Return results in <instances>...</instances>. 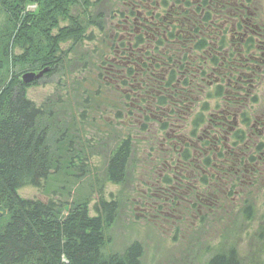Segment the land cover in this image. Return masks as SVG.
Masks as SVG:
<instances>
[{"label": "trees", "instance_id": "trees-1", "mask_svg": "<svg viewBox=\"0 0 264 264\" xmlns=\"http://www.w3.org/2000/svg\"><path fill=\"white\" fill-rule=\"evenodd\" d=\"M33 1L42 7L40 16L32 20L19 10L14 24L24 39L27 56L41 53L42 45L47 48L40 66L30 71L52 66L65 75L71 66L70 55L88 46L94 52L102 47V66L115 63L106 68L112 76H105L116 82L112 89L118 92L121 107L116 109L115 121L127 130L119 145L107 153L106 181L118 186L131 169L138 171L145 196L162 197L173 206L181 201L178 194L199 198L200 193L202 203L213 204L210 211L217 209L214 216L223 215L207 228L202 229L204 217L190 224L185 238L219 242L212 247L207 244L213 249L205 250L207 254L187 247L190 264L197 260L198 264H242L237 248L242 230L237 220L230 222V208L235 204L242 220L251 223L256 216L252 190L264 188L260 183L264 131L258 130L264 125V109L251 115L258 103L254 82L264 77V50L257 49L254 41L264 35L260 2ZM108 6L116 14L114 19L119 18L115 31L122 34L112 39L114 29L108 28L107 34L105 25L110 26L106 21L110 13L102 9ZM30 28L38 31L35 37L23 33ZM259 44L264 48V43ZM105 83L106 92L111 86ZM25 89L15 78L0 92V221L7 217L0 222V264H141L139 242L121 254L104 253L110 243L108 229L116 219V201L99 195L95 216H90L85 200L63 215L61 204L53 199L19 196L24 187L41 188L61 167L50 142L52 113L49 107L27 99ZM118 118H125L124 123ZM67 131L57 137L59 141ZM73 142L71 139L70 147ZM75 154L65 169H73L81 177L89 160L80 150ZM227 196L232 198L225 202ZM196 206L191 205L195 210ZM259 229L258 237L264 240V226ZM194 246L198 244L194 242ZM209 254L205 262L198 259Z\"/></svg>", "mask_w": 264, "mask_h": 264}, {"label": "rangeland", "instance_id": "rangeland-1", "mask_svg": "<svg viewBox=\"0 0 264 264\" xmlns=\"http://www.w3.org/2000/svg\"><path fill=\"white\" fill-rule=\"evenodd\" d=\"M257 1L260 2V16L264 19V0ZM20 4H23V7L18 8ZM102 9H104L103 12H108V15L110 13L109 18L106 19L108 23L110 22V26L105 23L108 26L107 34L109 28L114 29L112 32L114 37L122 35L119 31H115L118 29L115 26L120 24L117 23L119 18L115 17L114 19L112 16L114 13L109 11V6L102 7ZM41 10L42 7L33 0H0V92L10 80L15 78L20 80L22 75L33 73L30 70L39 67L41 59L47 55V48L42 45L40 46L41 53L27 56L23 50L24 39L14 29L18 13L21 16L29 14L31 15L29 18L33 20L40 16ZM261 30L264 33L262 27ZM37 32L34 28H30L23 33H29L35 37ZM16 38H18L17 41H15ZM254 41L257 44V49L264 50L263 46L259 44L264 43L263 34L256 37ZM88 47L79 50L76 55H70L71 66L66 70L65 75L54 71L52 66L45 67L43 69L48 68L49 70L36 80V83L30 86L25 85L26 98L37 106L49 107V111L52 113L54 120L51 121L50 132H53V135L50 142L52 147L54 143L61 167L59 172L48 177L41 188L24 187L18 194L22 198L41 201L53 199L61 204L63 215L68 208L85 200L89 202L90 216H95L97 213L94 210V204L98 201L99 195L107 201L114 200L118 203V209L116 219L108 229L110 243L104 248L106 255L121 254L133 242H139L142 246L141 264H190V257L187 256L189 252H186L187 247L195 252L207 254L205 250H213L211 247L219 243H217L218 239L210 243L203 241L202 238L200 240L199 238L194 240L191 236L185 238L186 233L190 230V224L193 225V221L198 222L200 218L204 217L205 225H202V229L207 228L209 223L220 218L219 216L222 217L223 214L214 216V211L217 209L210 211L213 204L202 203L199 199L202 197L200 193H198L199 198L189 197L187 193L178 194L181 196H178L181 201L176 202L175 206L162 197L147 198L145 196L146 188L138 181L141 175L138 171L133 172L132 169L125 181L118 186L106 181L107 153L109 154L119 145L127 128L124 124L120 125L122 123L119 121H115L116 114L119 113L116 109L120 110L121 107V99L117 97L118 92L112 89L113 85L116 86V82L105 79V74L112 76V73L106 69L107 66H112L115 63L111 62L106 67L102 66L99 59L102 47L99 46L96 49V51L99 50L98 52H94L92 48ZM101 66L104 67L102 70ZM100 71H103L101 74H104L102 81L98 78L102 76ZM105 82L111 86V89H108L111 90L110 93L107 92L108 90L105 92L106 86L108 87ZM254 83L258 86L255 89L258 103L252 109L251 115L253 116L261 114L264 109V77L261 76L260 81L257 79ZM122 116L125 114L123 113ZM119 120L124 123L125 118ZM261 126L258 127V130L264 131V125ZM66 128L68 133L59 141L57 137L60 138V134ZM58 131L59 134L56 135ZM130 132L133 138L134 129ZM71 139H74V142L70 147ZM68 146L70 147L69 153H67ZM77 150L85 153L89 160L86 163V172L81 177H78L73 169H65L70 157H75ZM261 168L263 179L260 183L264 184V166ZM252 192L255 197L254 200L252 199L253 202L251 201L255 206V219L251 223H246L245 220H242L241 215H238L237 206L234 208L235 204H232L230 209L233 207V216L230 222L233 219L237 220V227L239 231L242 230V235L237 241L241 263L264 264V240L258 237L260 226L261 228L264 226V188L259 192L255 190ZM229 198L232 197L227 196L225 202ZM192 204L197 205L196 210L192 209ZM171 206L174 207L172 210ZM200 206L202 207L200 208ZM184 207H188L190 211H184ZM6 220L7 217L1 219L0 222L4 223ZM200 231L203 234V231ZM198 240L199 243H197ZM194 242L198 244L197 248H195ZM207 244H211V247ZM209 256L210 254L200 255L198 259L205 262ZM196 262L194 264H198Z\"/></svg>", "mask_w": 264, "mask_h": 264}, {"label": "water", "instance_id": "water-1", "mask_svg": "<svg viewBox=\"0 0 264 264\" xmlns=\"http://www.w3.org/2000/svg\"><path fill=\"white\" fill-rule=\"evenodd\" d=\"M49 69H43L42 71L39 72H33V73H26L21 76V83L23 85H29L31 83L36 82V80L40 79L44 73H46Z\"/></svg>", "mask_w": 264, "mask_h": 264}, {"label": "flooded vegetation", "instance_id": "flooded-vegetation-1", "mask_svg": "<svg viewBox=\"0 0 264 264\" xmlns=\"http://www.w3.org/2000/svg\"><path fill=\"white\" fill-rule=\"evenodd\" d=\"M114 15H116V14H114ZM118 16V15H117ZM116 17V16H115ZM262 22L263 20H262V18H261V16H260V19H259V22ZM264 22V21H263ZM264 25V24H263ZM116 28L118 27V26H115ZM114 36L111 34L110 35V39H112ZM105 75H107V74H105ZM106 78H108L107 76L105 77V79ZM108 80H109V78H108ZM110 81V80H109ZM118 97V96H117ZM136 115H137V112H136V108H135V105H133L132 106V116H133V119H134V121H135V118H136Z\"/></svg>", "mask_w": 264, "mask_h": 264}]
</instances>
